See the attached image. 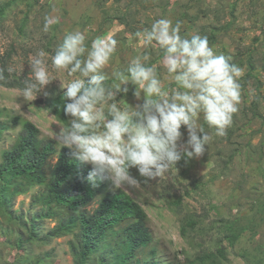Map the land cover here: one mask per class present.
<instances>
[{
  "label": "rangeland",
  "instance_id": "obj_1",
  "mask_svg": "<svg viewBox=\"0 0 264 264\" xmlns=\"http://www.w3.org/2000/svg\"><path fill=\"white\" fill-rule=\"evenodd\" d=\"M8 4L0 20V65L17 78L33 80L31 59L43 49L49 55L46 62L53 81L46 87L49 96L36 94L25 99L19 88L0 86V108L6 110V120L15 116L20 124L6 132L0 141L1 153L9 149L21 130V122L31 121L42 139H53L58 149L64 146L58 132L64 127L49 111L45 100L63 93L67 84L78 79L67 70L51 65V55L66 34L81 31L86 45L92 40L111 35L118 41L104 72L106 85L118 82L113 75L127 76L131 60L147 52L149 65L157 66V75L165 89L176 87L162 65L163 51L158 47L144 48L134 31L149 28L158 19L166 18L173 25L181 22V35L213 36L209 45L217 54L231 57V63L243 69L239 79L241 100L233 114L227 135L218 137L209 128L202 114L198 123L212 136L206 152L187 164L181 160L160 178L140 187L120 188L127 192L147 212V224L154 242L136 253L137 260L155 259L162 264H211L201 258L216 255L217 264H264V0H0ZM102 3L101 5H99ZM101 7V8H100ZM103 10L109 12L103 13ZM53 23L44 31L45 19ZM108 17V19H106ZM122 17H126L127 26ZM110 18V19H109ZM15 50V51H14ZM253 65L251 77H248ZM127 97L118 96L123 105L137 103L129 85ZM181 131H184L182 127ZM186 138V133H185ZM57 159L49 162L52 169ZM135 175V169L132 170ZM34 186L24 195L15 197L8 209L0 208V264H74L70 249L73 236L48 239V233L60 218L71 212L61 206H51L52 218L46 206L32 204V197L45 191ZM96 205L87 208L92 212ZM22 215L23 223L14 219ZM36 230L37 233H33ZM185 230V232H183ZM32 235L33 240L29 237ZM107 241L90 264H119L107 252L114 248ZM219 252L223 255L220 256ZM117 253L121 251L117 250ZM116 253V254H117Z\"/></svg>",
  "mask_w": 264,
  "mask_h": 264
},
{
  "label": "clouds",
  "instance_id": "obj_2",
  "mask_svg": "<svg viewBox=\"0 0 264 264\" xmlns=\"http://www.w3.org/2000/svg\"><path fill=\"white\" fill-rule=\"evenodd\" d=\"M53 22L46 17L44 31ZM180 33L181 22L173 25L166 18L136 33L144 48L163 51L162 65L176 84L169 89L158 77L157 66L147 63V52L131 60L127 76L115 72L118 82L106 85L104 69L118 44L111 35L95 38L89 48L86 35L77 30L66 34L51 55L53 68L80 77L63 91V111L70 121L59 130L58 139L73 158L88 166L83 179L92 188L101 184L138 188L141 180L137 177L148 183L181 160L187 164L203 156L212 136L198 123L201 114L207 126L215 128L216 136L227 135L241 100L243 69L231 63V57L217 54L207 36L185 38ZM48 55L41 49L31 59L34 79L24 83L25 99L38 93L49 96L46 87L53 79ZM5 79L0 69V81ZM129 85L134 86L137 103L124 106L117 97H127Z\"/></svg>",
  "mask_w": 264,
  "mask_h": 264
},
{
  "label": "trees",
  "instance_id": "obj_3",
  "mask_svg": "<svg viewBox=\"0 0 264 264\" xmlns=\"http://www.w3.org/2000/svg\"><path fill=\"white\" fill-rule=\"evenodd\" d=\"M7 5L0 3V20L5 16ZM103 13L106 16L109 14L106 10ZM119 19L127 26L130 25L126 17ZM212 37L207 36L208 41ZM8 63L1 61L0 69H4L6 79L0 81V86L22 90L25 80L10 73ZM253 69V65L250 66L248 77H251ZM64 103L63 93L45 100L51 114L68 126L70 118L64 115ZM5 111L0 108V141L6 132L18 126L21 121L17 116L6 120ZM55 158V165L49 169V162ZM87 172L88 166L73 158L65 146L58 149L55 140L40 137V131L34 123L23 121L12 147L1 153L0 208L8 209L15 197L28 193L34 186H44L46 190L35 194L32 204L47 207L49 212L40 214L41 218H52L54 210L51 206H61L71 212L67 218L58 220L48 233V239L73 236L70 249L74 264H90L92 256L111 240L115 241V245L107 255L115 257L119 264H128L136 259L137 251L149 248L154 242L147 224V212L121 188H113L108 184L92 188L83 179ZM91 205H96V208L88 212L87 208ZM13 213L16 215L14 219L23 223L22 215ZM33 233H37L36 230ZM29 239L35 238L31 235ZM117 250L121 253H117ZM150 253L152 259L137 260V264H162L155 259L154 248ZM219 253L220 256L223 255L222 252ZM217 258L216 255L208 254L201 261L210 260L211 264H217ZM99 263L107 264V259L101 258Z\"/></svg>",
  "mask_w": 264,
  "mask_h": 264
}]
</instances>
